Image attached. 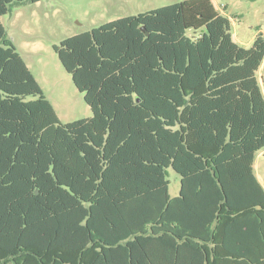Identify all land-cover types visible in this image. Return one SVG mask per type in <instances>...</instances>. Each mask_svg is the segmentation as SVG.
<instances>
[{
	"label": "trees",
	"instance_id": "16d2710c",
	"mask_svg": "<svg viewBox=\"0 0 264 264\" xmlns=\"http://www.w3.org/2000/svg\"><path fill=\"white\" fill-rule=\"evenodd\" d=\"M38 1L0 0V17ZM53 49L90 118L60 123L0 22V264H173L203 239L191 196L218 233L238 181L264 211L261 34L242 48L210 0H186Z\"/></svg>",
	"mask_w": 264,
	"mask_h": 264
},
{
	"label": "rangeland",
	"instance_id": "374dc122",
	"mask_svg": "<svg viewBox=\"0 0 264 264\" xmlns=\"http://www.w3.org/2000/svg\"><path fill=\"white\" fill-rule=\"evenodd\" d=\"M183 1L186 0H40L9 5L0 22L60 123L67 124L88 119L92 113L61 65L54 46L103 24ZM210 1L229 20L237 45L248 49L258 34L264 38V0ZM256 78L264 97V61ZM35 99L29 96L25 100ZM254 168L264 186V149L255 156ZM168 181L169 194L174 196L179 180L172 170Z\"/></svg>",
	"mask_w": 264,
	"mask_h": 264
},
{
	"label": "crops",
	"instance_id": "0c3cea01",
	"mask_svg": "<svg viewBox=\"0 0 264 264\" xmlns=\"http://www.w3.org/2000/svg\"><path fill=\"white\" fill-rule=\"evenodd\" d=\"M254 163L255 157L253 174L264 192ZM178 194L179 181L175 195L170 196L178 197ZM229 199L238 209L234 213L222 211L217 233L214 231L215 222H205L209 219V207L206 209L203 200L201 207L199 198L191 196V231L196 229L203 239L191 238V250L187 249L173 264H256L261 261L264 257V211L258 204V189L252 183L238 181L230 187Z\"/></svg>",
	"mask_w": 264,
	"mask_h": 264
},
{
	"label": "water",
	"instance_id": "95a60500",
	"mask_svg": "<svg viewBox=\"0 0 264 264\" xmlns=\"http://www.w3.org/2000/svg\"><path fill=\"white\" fill-rule=\"evenodd\" d=\"M141 31H142V32H145V30H144V28H143V27H141Z\"/></svg>",
	"mask_w": 264,
	"mask_h": 264
}]
</instances>
